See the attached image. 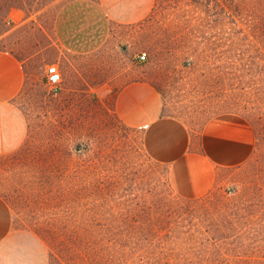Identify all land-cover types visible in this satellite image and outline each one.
Masks as SVG:
<instances>
[{"label": "rangeland", "instance_id": "obj_1", "mask_svg": "<svg viewBox=\"0 0 264 264\" xmlns=\"http://www.w3.org/2000/svg\"><path fill=\"white\" fill-rule=\"evenodd\" d=\"M66 1L0 0V50L25 70L16 103L27 137L0 155V200L22 243L45 264H264V0H154L86 55L54 38ZM133 81L155 86L162 115L193 136L215 116L244 117L251 156L218 168L205 196L180 198L142 131L114 113L116 92Z\"/></svg>", "mask_w": 264, "mask_h": 264}, {"label": "crops", "instance_id": "obj_2", "mask_svg": "<svg viewBox=\"0 0 264 264\" xmlns=\"http://www.w3.org/2000/svg\"><path fill=\"white\" fill-rule=\"evenodd\" d=\"M154 0H69L57 10L53 34L66 52L86 55L107 41L111 26L141 21ZM25 84V70L11 52L0 50V155L20 148L28 124L16 99ZM113 110L119 121L143 133V148L156 162L167 165L172 191L183 199L208 194L218 168H233L251 156L255 133L237 114H222L207 121L198 136L179 119L162 115L159 91L148 81H133L118 89ZM0 264H45L36 249L21 241L0 200Z\"/></svg>", "mask_w": 264, "mask_h": 264}, {"label": "built area", "instance_id": "obj_3", "mask_svg": "<svg viewBox=\"0 0 264 264\" xmlns=\"http://www.w3.org/2000/svg\"><path fill=\"white\" fill-rule=\"evenodd\" d=\"M142 60L146 58L145 54L140 56ZM45 76L50 90L57 91L62 83L61 73L56 64L47 65L45 69Z\"/></svg>", "mask_w": 264, "mask_h": 264}]
</instances>
